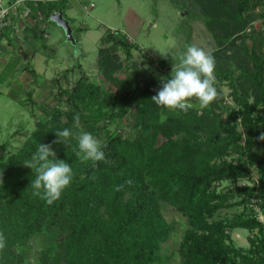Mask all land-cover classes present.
<instances>
[{"label":"trees","instance_id":"1","mask_svg":"<svg viewBox=\"0 0 264 264\" xmlns=\"http://www.w3.org/2000/svg\"><path fill=\"white\" fill-rule=\"evenodd\" d=\"M208 2L211 14L204 15V24L220 45L230 41L224 31L250 24L248 12L262 7L259 18L264 21V0ZM29 5L32 19L41 17L42 23L54 13L66 16L70 6L68 0ZM27 28L36 34V28ZM252 41L253 47L244 49L246 88L240 89L231 66L215 61L217 83L228 82L237 106L227 110V120L217 114L224 99L219 85L217 99L202 111L178 113L155 105L151 97L161 87L160 72L168 63L150 60L146 70L134 67L137 46L120 31L101 38L127 60L125 79L107 74L114 94L93 82L81 65L61 74L70 82L71 73L79 69L72 86L64 87L60 77L55 78L56 105L44 111L45 119L15 153L0 159V232L6 237L0 264H31L34 242L45 244L36 264H164L163 244L174 232L163 215L164 203L184 215L191 227L180 245L181 264H238V250L227 243V231L235 229L258 231L257 237L249 238L245 259L248 264H264V221L255 212L259 209L264 215V141L258 139L264 132V42L258 36ZM25 69L36 76L34 69ZM76 113L81 128L97 139L102 121L121 122L130 116L134 136L109 134L102 143L105 160L82 163L74 151L75 139L52 144L57 130L78 131ZM40 143L52 144L57 159L68 162L74 174L52 205L32 195L34 173L24 165ZM253 168L259 174L255 184L218 192L225 181L251 179ZM235 193L241 199L237 205H245L246 212L215 220L220 210L234 206L229 199Z\"/></svg>","mask_w":264,"mask_h":264},{"label":"rangeland","instance_id":"2","mask_svg":"<svg viewBox=\"0 0 264 264\" xmlns=\"http://www.w3.org/2000/svg\"><path fill=\"white\" fill-rule=\"evenodd\" d=\"M69 8L65 17L70 22L75 44L68 40L65 30L52 21L45 23L39 17L35 23L36 34L32 33L34 46L25 47V52L14 55L7 70L0 75V159L15 153L36 129L37 123L45 119L44 111L56 105L53 80L59 78L62 86L69 87L80 76L71 73L70 82L62 78L64 71L82 66L91 80L106 92L115 93L114 85L108 80V73L113 72L119 79L126 78L127 60L125 54L114 51L101 42L106 33L120 31L137 49L133 50L131 65L146 70L150 60L156 64L165 60L168 65L161 69V78H170L173 64L178 63V56L187 45L195 44L205 50H211L215 61H223L234 69V78L241 87L248 85L242 78V70L247 65L244 49L253 47V39L258 36L264 42V21L259 18L262 7L249 13L252 20L245 28L231 27L224 31L230 41L220 45L204 24V15L212 4L208 0H68ZM213 12V11H212ZM42 36V37H41ZM25 37V36H24ZM19 47V46H18ZM17 47V48H18ZM36 47V48H34ZM16 48V49H17ZM19 50L21 48H18ZM79 56H74L75 51ZM264 50V49H263ZM243 65V66H242ZM34 69L36 76L24 73L25 68ZM80 72V71H78ZM159 73V74H160ZM61 75V76H59ZM154 75H158L155 73ZM219 85L224 97L217 114L227 120V110L235 109L236 102L227 81ZM252 90H249L251 93ZM31 94V99H29ZM250 95V94H249ZM253 98H251L252 101ZM237 109V108H236ZM132 118L129 116L121 122L102 121L100 134L102 143L109 134L117 133L124 137H133ZM244 133V130H242ZM232 157H229L231 160ZM251 179L225 181L218 192L227 193L238 186H252L259 174L253 168ZM235 193L229 203L234 206L220 210L215 220H221L234 214L246 212L245 205ZM237 205V206H236ZM163 215L173 225L171 238L163 244L164 264H181L179 249L186 233L191 230L184 215L169 204H162ZM258 219L263 222L264 215L256 209ZM230 240L227 243L238 250V264H248L249 238L258 236V231L235 229L227 231ZM29 256L31 264L39 263L45 249L44 242L36 243Z\"/></svg>","mask_w":264,"mask_h":264},{"label":"clouds","instance_id":"3","mask_svg":"<svg viewBox=\"0 0 264 264\" xmlns=\"http://www.w3.org/2000/svg\"><path fill=\"white\" fill-rule=\"evenodd\" d=\"M74 56H79L78 50L74 52ZM177 59L178 63L173 64L170 78L161 80V87L151 97V101L158 107L178 110V113H187L197 106L199 108L209 106L219 95L214 74L215 57L212 51L191 44L186 46ZM73 121L74 128L78 131L69 128L57 130L55 132L57 139L52 141V144L75 139L77 145L74 151L82 163L91 162L95 165L104 161L103 149L106 145L91 132L81 128L79 113L73 116ZM258 139L264 141V132ZM52 144L40 143L31 159L24 164L34 173V179L30 184L32 195L48 205L60 199L64 189L71 184L74 175L68 162L57 159ZM178 187L175 186L173 190H178ZM121 188L122 186H117L116 190L119 191ZM5 248L6 237L0 232V251Z\"/></svg>","mask_w":264,"mask_h":264},{"label":"built area","instance_id":"4","mask_svg":"<svg viewBox=\"0 0 264 264\" xmlns=\"http://www.w3.org/2000/svg\"><path fill=\"white\" fill-rule=\"evenodd\" d=\"M37 0H0V54L4 41L22 36L27 23L32 22L31 2Z\"/></svg>","mask_w":264,"mask_h":264},{"label":"crops","instance_id":"5","mask_svg":"<svg viewBox=\"0 0 264 264\" xmlns=\"http://www.w3.org/2000/svg\"><path fill=\"white\" fill-rule=\"evenodd\" d=\"M32 15H33V13H32ZM31 18H32V16H31ZM37 21L38 20H36V19L35 20L32 19L31 23L28 22L27 25L25 26L23 35L17 37V39L15 41H11V39H9V38H8V42L4 41V43H3V51L0 54V75L3 74L7 70V67L9 65L10 59L14 55L20 54V53H24L25 52V47L34 46L35 42H34L32 33L29 32V34H27L28 37H26V35H24V33L28 29L27 27L33 28V26H35L34 22H36V24H37ZM17 47L21 48V49L19 50ZM34 48H36V47H34ZM24 73L26 74V76H27V74H30L28 72V70H26V69H24Z\"/></svg>","mask_w":264,"mask_h":264},{"label":"water","instance_id":"6","mask_svg":"<svg viewBox=\"0 0 264 264\" xmlns=\"http://www.w3.org/2000/svg\"><path fill=\"white\" fill-rule=\"evenodd\" d=\"M50 20L52 22L56 23L58 26L62 27L67 34L68 40L70 42H72L73 44H75L72 26H71L70 22L65 18L64 14L62 12L52 14V16L50 17ZM203 109L204 108H199L197 106L196 108H193L192 110L202 111Z\"/></svg>","mask_w":264,"mask_h":264}]
</instances>
